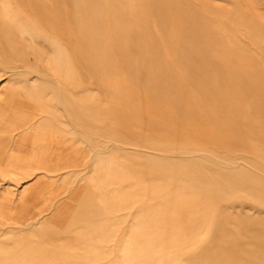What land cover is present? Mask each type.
Returning <instances> with one entry per match:
<instances>
[{
    "label": "rangeland",
    "instance_id": "obj_1",
    "mask_svg": "<svg viewBox=\"0 0 264 264\" xmlns=\"http://www.w3.org/2000/svg\"><path fill=\"white\" fill-rule=\"evenodd\" d=\"M0 241L264 264V0H0Z\"/></svg>",
    "mask_w": 264,
    "mask_h": 264
},
{
    "label": "crops",
    "instance_id": "obj_2",
    "mask_svg": "<svg viewBox=\"0 0 264 264\" xmlns=\"http://www.w3.org/2000/svg\"><path fill=\"white\" fill-rule=\"evenodd\" d=\"M28 90L26 91V92H30L31 90V87H28L27 88ZM10 120V123H15V124H18V125H20V126H23V127H28V128H36V127H39L37 124L35 125V124H32L31 123V121L30 122H28V121H25V120H22V121H19V117L18 116H16V117H13V118H10L9 119ZM12 150V149H11ZM10 150V151H11ZM10 155H12L11 153L10 154H6L5 155V152L3 153V154H1V156H2V158H3V160L5 159V158H10L9 160H11V159H13V158H11L10 157ZM1 158V159H2ZM0 258H1V256H0Z\"/></svg>",
    "mask_w": 264,
    "mask_h": 264
},
{
    "label": "bare ground",
    "instance_id": "obj_3",
    "mask_svg": "<svg viewBox=\"0 0 264 264\" xmlns=\"http://www.w3.org/2000/svg\"><path fill=\"white\" fill-rule=\"evenodd\" d=\"M18 67H19V66H18ZM18 67H16V69H17ZM14 69H15V67H14ZM38 75H39V74H38ZM39 76H40V75H39ZM80 76H81V75H80ZM42 78H44V77H42ZM76 92H77V91H76ZM60 96H61V94H60ZM60 100H61V99H60ZM37 144H38V143H37ZM37 144H36V145H37ZM103 145H104V144H103ZM37 146H38V145H37ZM116 146H117V145H116ZM103 147H106V146L104 145ZM103 147H102V149H103ZM118 147H119V146H118ZM106 148H108V147H106ZM104 149H105V148H104ZM95 150L97 151V149H95ZM58 151H59V150H58ZM94 152H95V151H94ZM190 153H192V152H190ZM193 153H194V152H193ZM193 153H192V154H193ZM192 154H191V155H192ZM195 154H198V153H195ZM181 155H182V154H181ZM185 155H186V154H184V156H185ZM188 155H190V154H188ZM193 155H194V154H193ZM203 155L205 156V154H203ZM186 156H187V155H186ZM209 156H210V155H209ZM194 157H195V156H194ZM36 158H37V156H36ZM206 158H209V157L206 156ZM210 158H211V159H215V160L217 159V158H215V157L213 158V156H211ZM44 159H46V158H44ZM44 159H43V160H44ZM196 159H197V158H196ZM239 159H240V158H239ZM217 160H218V159H217ZM47 161H48V160H47ZM195 161H196V160H195ZM211 161H212V160H211ZM218 161H219V160H218ZM222 162H223V160H222ZM230 162H231V161H230ZM197 163H198V162H197ZM217 163H218V162H217ZM219 163L223 166V164L225 163V161H224L223 164L221 163V161H220ZM226 163H227V162H226ZM231 163H232V162H231ZM220 164H219V165H220ZM227 164H228V163H227ZM221 165H220V166H221ZM224 165H225V164H224ZM229 165H231V164H228V166L225 165V167H226V166H227V167H232V166H233V167H236V166H234V164H232V166H229ZM239 165H240V163H239ZM19 168H20V167H19ZM91 171H92V170H91ZM68 173H69V172H68ZM193 196H194V194H193ZM57 203H58V202H57ZM32 223H33V222H32ZM248 232H249V231H248ZM248 234H249V233H248ZM0 242H2V241H0Z\"/></svg>",
    "mask_w": 264,
    "mask_h": 264
}]
</instances>
